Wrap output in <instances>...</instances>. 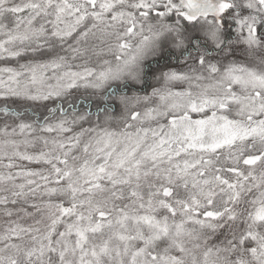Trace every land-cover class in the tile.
Listing matches in <instances>:
<instances>
[{
	"label": "snow or ice",
	"instance_id": "obj_1",
	"mask_svg": "<svg viewBox=\"0 0 264 264\" xmlns=\"http://www.w3.org/2000/svg\"><path fill=\"white\" fill-rule=\"evenodd\" d=\"M0 264H264V0H0Z\"/></svg>",
	"mask_w": 264,
	"mask_h": 264
}]
</instances>
